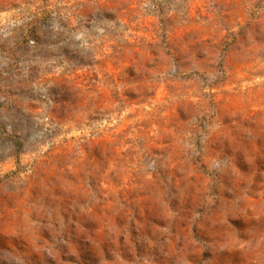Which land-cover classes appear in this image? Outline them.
Returning a JSON list of instances; mask_svg holds the SVG:
<instances>
[{"label":"rangeland","instance_id":"obj_1","mask_svg":"<svg viewBox=\"0 0 264 264\" xmlns=\"http://www.w3.org/2000/svg\"><path fill=\"white\" fill-rule=\"evenodd\" d=\"M0 264H264V0H0Z\"/></svg>","mask_w":264,"mask_h":264}]
</instances>
